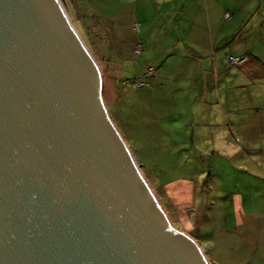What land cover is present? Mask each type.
Here are the masks:
<instances>
[{"label":"water","instance_id":"95a60500","mask_svg":"<svg viewBox=\"0 0 264 264\" xmlns=\"http://www.w3.org/2000/svg\"><path fill=\"white\" fill-rule=\"evenodd\" d=\"M70 26L80 42L54 0H0V264H205L136 173Z\"/></svg>","mask_w":264,"mask_h":264},{"label":"crops","instance_id":"0c3cea01","mask_svg":"<svg viewBox=\"0 0 264 264\" xmlns=\"http://www.w3.org/2000/svg\"><path fill=\"white\" fill-rule=\"evenodd\" d=\"M99 1L108 26L101 18L99 27L114 35L115 45L103 35L101 44L93 42L97 54L107 49V38L115 63L116 54L132 57L135 32L141 52L121 66L141 75L146 66L155 67L152 92L149 86L139 90L155 96L158 89L171 103L187 98L185 111L178 112L183 119L189 114L195 135L212 130V138L231 140L225 152L240 178L233 184L227 180L233 189L225 204H216L217 215L226 205L233 210L212 242L220 251L228 249V263L264 264V0ZM119 32L126 34V45L117 41ZM229 55L244 56L246 62L231 66ZM113 90L109 80L111 96H102L106 108L117 105ZM208 144L216 146L211 138Z\"/></svg>","mask_w":264,"mask_h":264},{"label":"rangeland","instance_id":"374dc122","mask_svg":"<svg viewBox=\"0 0 264 264\" xmlns=\"http://www.w3.org/2000/svg\"><path fill=\"white\" fill-rule=\"evenodd\" d=\"M61 2L71 25L96 59L94 60L98 64L104 99L105 94L111 96L107 93L108 82L111 80L114 87L113 99L117 101V105H114L115 108L114 106L106 108L104 105L107 116L116 131L122 134L119 133L123 140L125 138L124 142L140 173L170 222L183 234L191 237L182 231L184 229L199 237L196 242L209 264H233L234 259H231V263L227 261L230 259L226 257L228 249L220 251L212 242L219 233L221 223L231 217L233 210L226 205L224 214L217 215L216 204H225L227 195L233 189L232 185H226L227 180L229 184H233L234 179L240 178L234 174V165L230 161L233 158L228 157L225 152L231 140L222 137L217 139L216 136L212 138L210 136L212 130L210 133L201 130L195 135L189 123L191 121H187L189 114L185 113L183 119L178 112L185 111L187 98L184 103L180 101L171 103L172 101L166 102V99L160 98L161 93L158 89L153 92L157 93L155 96L152 94L147 96L144 89L139 90L149 86L151 91L154 77L123 69L121 63L134 61L135 56L141 52L142 43L133 32L136 38L132 49L139 45L140 50L137 53L132 52L133 55L129 58L116 54L117 63L113 61L108 50L114 48L108 46L106 37L115 45L114 35L111 32L106 35L102 25L99 27L101 18L106 25L105 8L100 7L102 1L61 0ZM103 35L106 36L107 49L101 48L98 55L95 44H101L98 41L103 40ZM94 40H97L95 44ZM117 41L126 45L128 42L126 34L119 32ZM106 68L110 71L111 79ZM228 69L229 67H226V70ZM136 79L147 86L139 87ZM210 138L212 141L215 140V148L210 149L208 144ZM165 207L177 219V223L174 224ZM232 254V257H235L236 253Z\"/></svg>","mask_w":264,"mask_h":264},{"label":"bare ground","instance_id":"6f19581e","mask_svg":"<svg viewBox=\"0 0 264 264\" xmlns=\"http://www.w3.org/2000/svg\"><path fill=\"white\" fill-rule=\"evenodd\" d=\"M54 1H55L56 5H57V7H58L59 13H60V15H61V17H62V19H63V21H64L66 27H67V29H68L69 32L75 37V39H76L78 42H80V41L78 40V38L76 37V35H75L73 29H72L71 26H70L69 18H68V16H67L66 13H65L64 6H63L61 0H54ZM81 46H82V45H81ZM83 49L85 50L84 47H83ZM85 52H86V50H85ZM97 70H98V68H97ZM98 72H99V70H98ZM99 76H100V73H99ZM104 109H105V107H104ZM105 112H106V110H105ZM106 115H107V113H106ZM107 117H108V116H107ZM108 119H109V118H108ZM109 121H110V119H109ZM110 123H111V125L113 126V128L115 129L113 123H112L111 121H110ZM115 130H116V129H115ZM118 134H119V133H118ZM119 135H120V134H119ZM119 137H120L121 141H122L124 144H126V143L124 142L123 138H122L121 136H119ZM126 150L128 151V148H126ZM135 171H136V173L138 174V176H139V178L141 179V181L144 180V178H143L142 174L140 173L138 167L135 168ZM144 181H145V180H144ZM145 183H146V182H145ZM143 184H144V182H143ZM145 187H146L147 191L149 192V194L152 195L154 202L156 203V205H157L158 208L161 210V212L163 213L164 217L166 218V220H167L168 223L170 224V226H171V228H172V231H173L174 233H177V234H180V235L184 236L185 238H189L187 235L183 234L182 232H180L179 230H177V229L173 226V224L170 222V220H169L167 214H166L165 211L162 209L160 203L158 202L157 198L155 197V195L153 194V192L151 191V189L149 188V186L147 185V183H146V186H145ZM204 257H205V256H204ZM205 264H209L208 261L206 260V258H205Z\"/></svg>","mask_w":264,"mask_h":264},{"label":"built area","instance_id":"2783aa9c","mask_svg":"<svg viewBox=\"0 0 264 264\" xmlns=\"http://www.w3.org/2000/svg\"><path fill=\"white\" fill-rule=\"evenodd\" d=\"M228 15V14H227ZM138 24L135 25V29L137 28ZM140 50V46L136 45L134 47V52L137 53ZM228 62L231 66H241L242 64H244L246 62V57L244 56H233V55H229L227 57ZM143 74L145 76H149V77H155V68L153 65H148L144 68V72ZM136 84L140 87V86H144L145 84L141 81H139V79L135 80Z\"/></svg>","mask_w":264,"mask_h":264},{"label":"trees","instance_id":"16d2710c","mask_svg":"<svg viewBox=\"0 0 264 264\" xmlns=\"http://www.w3.org/2000/svg\"><path fill=\"white\" fill-rule=\"evenodd\" d=\"M156 193H157V191H156ZM158 194V193H157ZM164 205V204H163ZM165 206V205H164ZM166 208V207H165ZM167 209V208H166ZM167 211H168V213H169V216H170V218H171V220L174 222V224L175 223H177V219L175 218V217H173L172 216V214L170 213V211L167 209ZM182 230V229H181ZM182 231H184V232H186L187 234H189V235H191L193 238H195L196 240L198 239L199 240V237L198 236H194L193 234H191V232H188V231H186V230H182Z\"/></svg>","mask_w":264,"mask_h":264}]
</instances>
